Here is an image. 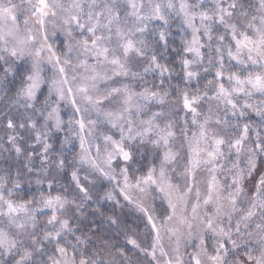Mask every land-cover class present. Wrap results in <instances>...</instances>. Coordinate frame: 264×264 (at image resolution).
I'll return each instance as SVG.
<instances>
[{
	"label": "snow or ice",
	"instance_id": "1",
	"mask_svg": "<svg viewBox=\"0 0 264 264\" xmlns=\"http://www.w3.org/2000/svg\"><path fill=\"white\" fill-rule=\"evenodd\" d=\"M205 0H197V3H189L188 0H179L177 8L173 0H21V4L12 3L11 0H0V42H3V47L0 52L7 54V57H12L17 60L30 58V65L27 67L21 80L24 86L16 92L14 103L19 104L23 101L24 106L28 108L34 107V101L37 99V92L41 85L45 83L43 71L45 63L51 65V70L54 72V77L51 80L49 96L55 92L59 101L69 102L74 110L73 117L79 114V119L72 118L69 120V126H78V135L80 139V148L82 154L80 160L89 163L97 171L101 172L105 177L115 179L109 172L104 171L97 163L96 159L92 158L88 153L90 147H85L88 143L85 133L88 136L93 135L96 120L85 117L89 111H94L98 116H102L105 120L112 124L113 127H119L121 132V140L114 141L111 136L104 135L102 139L105 144V159L110 166L116 155L122 156L125 162L132 160V152L125 150L123 142L125 140H135L140 138L142 141L149 138L151 134H155L158 138L152 141L153 144L163 146L167 149L169 142L176 135L172 131V123H166L165 128H160L155 123L157 118L163 116V113L156 112L147 120H141L140 125L142 130L135 131L133 115L139 117L143 115V105L140 101L157 100L163 103L167 92L161 94L157 91H151L145 88L142 92H134L127 84H122L117 87L101 88V83L112 80L113 77L132 75L138 76L139 73H131L128 67L129 54L134 53L136 56L143 58L149 45L144 39H134V37H143L147 31L149 22L159 21L164 26L169 24V14L175 12L177 16L183 18V24L192 29V39L184 42V51L194 53L195 60L183 59L181 61L185 78L191 79L196 77V72L188 70L193 64H202L203 54L201 49L205 47L200 43V35L207 37L208 49L211 53L208 64L213 65L215 58L216 70L214 77L216 79V92L214 97L218 101H223L225 106H230L233 116L239 115L244 117L247 110L254 111L261 117V126L264 127V99L253 104L249 101L253 97H264V0H256L255 3L251 0H229L227 7L224 6V0H213V9L196 11L200 8ZM27 3L29 5L30 16H25L23 23L28 25L31 18L35 19V23L39 25V35L34 33L31 28L25 29V35L21 36L20 24L18 22V10L21 5ZM200 20V25L197 27L194 21ZM50 24L53 32L56 35L58 32H63L67 38L66 50L63 52V58L58 54L57 50L48 43L49 34L46 26ZM223 27L227 36H230L232 44L227 46L224 42L226 35H216L215 39L218 45L213 47L215 28ZM243 29V30H241ZM74 33L79 34L77 38ZM251 33V35L249 34ZM157 37L156 43L163 42L167 44L168 32L164 27H161L154 33ZM39 40V47L34 50H27L29 45H34ZM11 44V46H9ZM77 53L78 63L73 65L70 58L73 53ZM46 53V55H45ZM225 54L229 61H234V64H229V69L235 68V71L229 70L225 77ZM84 59H79V56ZM88 59H92L94 63L88 64ZM0 60L5 64L8 60L5 56L0 55ZM149 67H145L143 71L146 73L150 70H159L161 75L168 72L166 66L158 63L157 56L152 55L148 60ZM109 66L110 70H109ZM71 67L84 68L90 72V75L81 77L79 83L77 77H71V81L67 75V69ZM103 69V71L98 70ZM5 77L10 69L2 68ZM208 72V68L203 69ZM110 71V74H109ZM227 80L230 87L226 88L225 84L220 82ZM209 85L213 82L209 81ZM163 80H161V85ZM79 96L80 103L77 97ZM183 106L190 109L193 114L192 123L197 125L198 132H193L189 137L187 129H182L181 134L188 141V153L186 157L185 167L183 172L178 174L186 180V186L181 190V185L173 184L169 174V165L174 164L178 158V153H174L171 149L164 152L163 158L158 170L155 166L149 168L145 176L138 177L135 184H130L128 180V168H122L121 172L124 176V188L121 189L125 193L124 198L131 200L126 189L136 188L146 198L151 195L152 191H158L163 194V198L167 200L170 214L164 219V223L160 228H163L168 221H172L177 217L179 210V223L186 226L187 239L193 237L194 228L199 229L195 239L199 240L197 250L190 254V264H264V236L260 238L259 255H252V250L248 247L251 241V232L242 231L251 227L249 221L252 217L260 212L264 217V176L261 177L257 184V192L252 198L251 206L237 220L235 227L232 226V219L237 209V199L242 193L240 180L242 177H235L233 184L236 185L234 191L229 192L227 197H223V185L217 179L216 173L224 170L223 161L227 160L225 152L222 151V146H227L229 153L235 149L239 154L244 141L248 137L251 129L250 124L243 125V133L234 140H227L224 136H220L215 130H210L207 126L210 122L209 117H205L203 123H199L197 116L199 113L193 107L200 99L207 97V92L200 95H193L189 99V94L184 92ZM243 97L242 103H238L237 99ZM119 99L121 105L119 110H106L105 104L111 103ZM135 101V102H134ZM47 100L45 103L47 104ZM83 104V107L80 106ZM47 119H55L56 128H60L63 121L60 119L59 110L53 107L48 113ZM121 121L123 123H121ZM226 123V121L216 120V124ZM8 128H14L15 125L11 119L7 122ZM23 128L24 125L20 124ZM31 127L35 128V124ZM234 127H238L234 126ZM125 128L127 133L125 134ZM255 148L249 149V173L255 168V156L257 151L264 153V139L261 138L260 132L256 131ZM45 140L47 137H44ZM41 139V133H37V140ZM9 140L14 141V137H9ZM114 145L113 151L107 150V145ZM203 145V146H201ZM50 145L45 143L44 153L48 152ZM97 158L101 155V147L95 145ZM21 150L16 148V152ZM31 155V154H30ZM64 165V161H60V166ZM201 166H205L210 174V179L207 181L206 193L203 195L199 188L195 190V201L191 203V216L185 215L188 211V204L195 186V173ZM235 166V165H234ZM31 171V169H28ZM175 172V168L171 169ZM72 177L77 181L79 191L87 196V189L79 185V180L76 172L72 173ZM3 183V178H0V185ZM40 183V181H37ZM14 187L18 188L19 184ZM231 187V186H230ZM12 195V191L8 190V196ZM110 196V194H109ZM227 202L229 208L225 209L224 202ZM41 203L44 207L53 208V215L46 221L47 225L59 224L60 228L54 232L46 231L43 237L37 239V220L33 214L36 210L32 208L33 201L25 200L20 203H15L11 199H7L2 191H0V217L7 221L6 227H0V256H11L14 259V264H32L34 254L43 253L44 244L41 241L56 242L55 252L59 253L63 259H56L49 256L43 264H104L102 257L99 254L97 259L86 257L83 252L73 253L68 255L66 247L58 243L62 232H71L69 221L67 219L59 220L56 216L57 210H62L64 205L71 203L60 196L42 198ZM215 206V212L209 214L204 212L201 216V208L208 205ZM57 206H59L57 208ZM77 205V210H79ZM140 211L145 213L147 223L146 227L150 232H154L152 243L151 256L156 259V249L159 246L161 255H167L161 245L160 228L157 227L155 219L148 214V209L142 204L138 205ZM224 218H227L228 224L223 225ZM111 219V218H110ZM116 223L115 220H111ZM255 228L260 232H264V223L256 224ZM213 233L215 242L212 244L213 251L210 253L205 246L204 235ZM233 234L237 235V239H232ZM172 235L176 236V252L175 260L168 259L165 264H183V260L179 255L181 236L179 229L172 231ZM79 237L77 241L79 242ZM187 239L185 244H187ZM212 239V237H210ZM129 243L140 246L135 240H129ZM230 244L231 247H226ZM27 245V246H26ZM75 247V246H73ZM241 247L247 249L245 252L246 259H229L230 255L235 256L236 251ZM147 252V249H143ZM19 259H15L16 256ZM77 255L80 256L77 262ZM123 256L124 253L120 252ZM157 264L159 262L157 261Z\"/></svg>",
	"mask_w": 264,
	"mask_h": 264
},
{
	"label": "rangeland",
	"instance_id": "2",
	"mask_svg": "<svg viewBox=\"0 0 264 264\" xmlns=\"http://www.w3.org/2000/svg\"><path fill=\"white\" fill-rule=\"evenodd\" d=\"M210 2L213 4V0H205V2ZM12 3L15 4H21V0H11ZM34 2V0H33ZM166 2V0H165ZM173 2L176 4L177 8L179 6V0H173ZM189 3H197V0H188ZM203 5V4H202ZM200 8L195 9L196 11H202V10H209L211 11L212 8L208 6L207 8L204 7V5ZM224 6L227 7L226 0H224ZM18 22L20 24V29H21V36L25 35V29L31 28L34 33L39 35V25L35 23V19L31 18L29 20V23L27 26L24 25L23 19L25 16H30V11H29V5L27 3H24L21 5L20 9L18 10ZM179 17L181 22L183 21V18L181 16H177L175 12L170 13L169 17ZM162 23L159 21H152L149 22L148 26V31L143 37L136 36L134 39H144L146 41V38L148 34L152 31V26L154 24ZM183 23V22H182ZM195 25L199 27L200 25V20L197 17V19L194 21ZM185 25V24H184ZM185 27L190 31V38L188 41L192 39V29L189 28L187 25ZM46 29L49 34V40L48 43L51 44L60 54L63 58V52L66 50V44L68 43L67 38L63 34V32H58L56 35H52L53 29L50 24L46 26ZM251 35V33H249ZM74 35L79 38L78 33H74ZM200 43L204 44L205 46L208 47V40L207 37L203 36L202 34L200 35ZM211 44L213 45V42L211 41ZM11 46V44L9 45ZM39 40L35 42L34 45H29L28 49L29 51L34 50L35 47H39ZM3 47V42H0V48ZM150 50V49H149ZM201 52L203 54V48L201 49ZM210 52V51H209ZM186 59L188 60H195V54L194 53H187ZM0 55H3L7 58L8 63L5 64L3 60H0V109L1 112L7 111L9 119L11 116H19L22 117V119L19 122V127L20 124H23L25 129H29L31 134L29 135L28 142L30 143V146H36L37 149L39 148L40 151L43 154V158L45 156L44 153V145L47 143L50 145V148L53 147L51 144H53L51 141L54 140V135L55 133L62 132L63 137L61 142H63L64 147H70L72 148L76 146L78 148V159H77V166L74 172H76L78 180H79V185L85 189H87V196L88 198H85L84 193L80 192V198L74 199L70 197H64L60 196L68 201H71V203H67L64 205V208L62 210H57L56 211V216L59 220H64L67 219L69 221V224L71 223L73 217L77 215L78 213L81 212V209H83V206L87 200L92 199V193L97 192L101 186H98V184H104L105 190L103 191V196L109 199H115L116 194H119L125 201H127L138 213L142 214L145 218L146 215L145 213L140 211V208L138 205L142 204L145 208L148 209V214L152 215L155 219V222L157 224V227L160 228L161 224L164 223V219L167 215L170 214L171 210L168 208V203L165 198H163V194L159 193L158 191H152L151 195L148 197H144L143 194L139 192V189L136 188H129L126 189L128 195L132 197L131 200H126L124 198L125 193L121 191L122 188H124V176L123 173L121 172L122 168L127 167L128 168V180L130 184H135L136 179L138 177H133L130 175V169L128 165H130V162L133 160L137 159V154L132 151V146L134 144H137V148L139 147V150L143 149L144 145L150 146L152 149L156 148L159 149L161 148L162 153L164 154L165 151L168 149H171L172 152L178 153V158L174 164L169 165V174L171 176V182L173 184H179L181 185V190L186 186V180L183 177L178 178V174L183 172V169L185 167L186 163V157L188 153V141L184 138L182 134L177 133V128L178 125L179 127L182 126L184 123H187L186 129L188 136L191 137L193 132H198V127L197 125H194L192 123L191 127L189 125V119L192 122L193 119V114L190 111V109H186L183 106V100L181 101L180 104H175L174 107L171 108V111L173 114L176 113V110L179 111H184L187 113V116L182 115L181 118H179V121H176L174 117L169 116L167 114H164V110L162 108V104L157 100H149V101H140V103L143 105V115L137 117L133 115V120H134V128L135 131H140L142 130V127L140 125L141 120H147L149 119L153 113L156 112H161L163 113V116L160 118H157L155 123L160 126V128H165L166 123L169 121L172 123V131L176 133L175 137L170 140L168 148L166 149L163 144L157 146L152 143V141L156 140L158 137L155 134H151L149 138L144 139L143 141L140 138H136L135 140H125L123 142V146L125 150H129L132 152V160L129 162H125L120 155H116L115 158L112 160L111 165L109 166L106 162L105 159V144L102 139V136L108 135L113 138L114 141H120L121 140V132L119 127H113L111 123H109L107 120H105L102 116H98L94 111H89V113L86 115L85 119H91V120H96L97 124L95 126V131L93 135L88 136L85 133L86 140L88 143L85 145V147H90V151L88 153H84L85 155H89L92 158L96 159L97 163L100 165L101 168L104 169V171L109 172L111 176H114L115 179H111L109 177H105L101 172L97 171L95 168H93L89 163L87 162H82L80 160V156L82 154L81 148H80V139L78 135H74V133L78 132V126L72 125L71 127L69 126V120L72 118L79 119V114H77L75 117H73V107L72 105L67 102V101H59L58 97L55 92L51 93V96H49V89H50V84L51 80L54 77V72L51 70V65H47L45 63L44 66V71H43V77L45 80V83H43L40 87V89L37 92V99L33 102L34 107L28 108L24 106L23 101L21 103L16 104L14 103L16 99V92L24 86V83H22V86L15 92L13 93L12 90H9V83L11 79L18 73L19 69L26 71L27 67L30 65V58H26L23 60H17L12 57H7V54L0 52ZM46 55V53H45ZM214 57L213 53H210ZM152 55H149V51H147L146 55L143 58H140L136 56L134 53L129 54V63L128 67L130 69L131 73H139L138 76L133 77L131 74L128 75L127 77L120 76V77H113L112 80L103 82L101 83V88H107V87H117L122 84H127L130 86L131 90L134 92H142L144 88V76L148 73L151 72H158V70H150L148 72H144L143 69L145 67H149L148 60L150 59ZM72 59V64L75 65L78 63L77 60V53H73L72 56L70 57ZM79 59H84V57L81 55L79 56ZM233 62V61H232ZM94 61L92 59H88V64L92 65ZM205 63H208V59L205 61L204 60V54H203V62L202 64H193L188 70L196 72L198 75L196 77L191 78L192 80H197L200 75L204 72V70L201 67L205 66ZM215 66V58H213V65L207 64L206 68L214 67ZM3 67H7L10 69L8 75L5 77L4 72L2 70ZM109 66V70H110ZM103 71V69H98ZM216 68H214L215 72ZM67 75L69 77V80L71 81L72 76L77 77V81L74 83H79L81 80V77L90 75L91 73L86 71L84 68H71L69 67L67 70ZM110 74V71H109ZM227 76V75H226ZM225 76V77H226ZM213 78V77H212ZM212 78H209L212 80ZM210 81V80H209ZM225 84V87L228 88L230 87L229 83L225 79L224 81H220ZM209 85L205 87V90H199L195 93L189 94V99L193 95H200L203 97V93L207 92V97H204L200 99L196 104L193 105L197 109V112L199 115L197 116V120L199 123H203L205 117L210 118V122L208 124V128L210 130H215L216 133L220 136H224L225 139L227 140H234L235 138H238L242 133V124L241 122H238V119L236 118L239 115L233 116L230 110V106H225L223 101H218L214 97V93L216 92L213 91L212 93L209 92L208 90ZM201 91V92H200ZM5 96L9 97L10 99H6ZM264 99V97L256 96L253 97L250 103L256 104L260 100ZM3 100V101H2ZM48 101L47 104L45 101ZM78 103H80L79 96L77 97ZM244 100L243 97H239L237 99L238 103H242ZM135 102V101H134ZM6 104V105H5ZM81 107H83V104H80ZM53 107L58 108L59 110V116L60 119L63 121V124L61 127L58 129L55 127L56 121L55 119H47L48 113L51 111ZM121 107L119 103V99L114 100L111 103H106L105 108L106 110H119ZM6 108V110H4ZM19 109L22 111H19ZM248 113H253L257 115L254 111L252 110H247L246 114ZM26 116V118H25ZM258 116V115H257ZM230 118H235L232 121H229ZM261 118V117H260ZM220 119L221 121H226V123L222 124H216V120ZM13 121V124L16 126L17 125V119H11ZM229 122V124H228ZM121 123H123L121 121ZM32 124H35V128L31 127ZM246 124L251 125V129L248 133L247 139L243 143V147L240 151L239 154L236 153L235 149H233L230 153L227 148V146H222V151L225 152V155L227 157L226 161H223L224 163V170L223 171H218L216 173L217 179L219 180L220 184H222L223 191L221 192V195L223 197H227L229 192L234 191L236 185L233 184V179L235 177H242L240 180V187L242 188V193L237 199V209L238 211L234 213L233 219L231 221L233 228L235 227V224L237 220H239L240 216L244 214L245 211L248 210V208L251 206L252 198L257 192V184L260 181L261 177L264 176V153H260L257 151L256 156H255V168L249 173V149L255 148V141L257 139L256 137V131L258 130L261 134V138L264 139V134L260 131L258 126L252 122H248ZM238 127H234L237 126ZM241 130V132H240ZM37 133H41V139L37 140ZM127 133V129L125 128V134ZM15 134H13L14 136ZM47 137L45 140L44 137ZM249 140L251 142H249ZM99 144L101 147V155L97 158V153L95 150V145ZM148 146V147H149ZM203 146V145H201ZM17 147L20 148V152H22L25 148L23 146L18 145ZM16 147V148H17ZM50 148L48 149V152H51ZM114 145H107V150L108 151H113ZM138 151V150H136ZM47 152V153H48ZM49 154V153H48ZM162 154V158H163ZM46 159V158H44ZM128 163V164H127ZM161 163V161H160ZM160 163L157 165H153L157 169V175H158V170L160 167ZM235 165V166H234ZM152 166V167H153ZM132 168V167H131ZM175 168V172H171V169ZM133 173L137 174V169L132 168ZM147 174V173H146ZM145 174V175H146ZM143 175V176H145ZM132 177V178H131ZM141 177V176H140ZM210 179V174L207 171V168L205 166H201L199 169H197L195 173V186L193 188V192L191 194V198L189 200L188 204V211L185 213L187 216H191V203L195 201V190L196 188H199L202 194V199L203 195L206 193V188H207V181ZM74 180V179H73ZM75 184L77 185V181L74 180ZM231 186V187H230ZM79 189V188H78ZM0 191H2L7 199L13 200L15 203H20L22 201L11 198L8 196V193L3 189L2 185H0ZM110 194V196H109ZM58 196V195H57ZM48 197H56L54 196H48ZM47 198V197H46ZM157 199L162 200L165 203V206L168 208V213L166 216L161 214L159 211L156 209V201ZM225 204V209L227 210L229 208V205L227 202H224ZM77 205H79V210H77ZM59 206H57L58 208ZM32 208L35 209L36 211L33 213L35 216H37L39 213L43 212H51V216L53 215V208L49 207H44L41 201L39 203H33ZM204 212H208L209 214H213L215 212V206L214 205H208L207 207L201 208V216H203ZM258 212V211H257ZM179 215L180 212L178 210L177 212V217L174 218L172 221H168L163 228H160V235H161V245L164 248V251L167 253V255H161L159 246L156 249V259L153 260L151 256V251H152V243H153V237L155 233L153 232V237H152V242L149 245V247H143L144 249H147V252L143 251V253L147 256L145 259L146 262L145 264H157V261L159 264H165V262L168 259L175 260L176 257V252L174 249L176 248V236L172 235V231L179 229V234L181 236V242H180V249H179V255L183 260V264H190V254L194 253L197 250V246L199 245V240L195 239L196 233L199 231V229L194 228L193 232V237L190 239H187V229L186 226L181 225L179 223ZM51 218V217H50ZM49 218V219H50ZM48 220V219H47ZM46 220V221H47ZM147 220V219H146ZM45 223L43 224V230L41 232V237L38 238L40 240L44 233L46 231H51L54 232L60 228V225L53 224V225H47ZM251 227L248 229H244L242 225V231L246 232H251V241L248 245V247L252 250V255H259V249H260V238L264 236V232H260L255 228L256 224V215L251 218L249 221ZM228 224L227 218H224L223 220V225L226 227ZM7 226V221L5 218L0 217V227H6ZM64 233V232H62ZM62 235V234H61ZM212 237V239H210ZM204 240H205V246L208 248V251L211 253L213 251L212 249V244L215 242L214 234L209 232L206 235H204ZM187 239V244H185V240ZM232 239H237V235L233 234ZM63 241V240H62ZM43 243V241H41ZM96 242V241H95ZM44 248H45V241H44ZM84 244L86 245V242L84 241ZM27 246V245H26ZM61 246H64L63 244ZM97 247V246H96ZM226 247H231L230 244H226ZM89 248L82 247V251L85 254H87ZM140 249V248H139ZM68 250V249H67ZM143 250V249H142ZM247 249L244 247H241L238 251H236L235 256H233V259H246L245 257V252ZM73 253L68 250V255L71 256ZM102 257L109 262V264H116L120 258V253H110V248L109 247H103V253ZM232 256V255H231ZM11 256H0V264H2L3 259L10 258ZM15 258L19 259V256L17 255ZM56 259H63V257L58 253V256L55 257ZM231 259V258H229ZM79 260H77L78 262ZM119 263V262H118Z\"/></svg>",
	"mask_w": 264,
	"mask_h": 264
},
{
	"label": "trees",
	"instance_id": "3",
	"mask_svg": "<svg viewBox=\"0 0 264 264\" xmlns=\"http://www.w3.org/2000/svg\"><path fill=\"white\" fill-rule=\"evenodd\" d=\"M228 2L229 0H226V4ZM251 2L255 3L256 0H251ZM203 5L205 8L210 6L213 9V4L208 1L204 2ZM161 27H164L168 32L166 45L163 42L156 43L157 37L154 33ZM151 30L146 38L150 49L149 55H156L158 63L166 66L169 71L163 75H161L159 70L158 72L146 74L143 77L144 88L160 92L161 94L167 92L168 95L164 97V104H162L164 114L172 116L176 121H179L182 115L188 117L187 113L176 110V113L173 114L171 108L175 104L181 105V101L183 100L182 94L184 92L191 94L199 90H205V87L209 85V80L213 82L212 85H209V92L215 91L214 85L216 79L214 77V68L216 66L210 67L207 73L203 72L195 81L186 79L181 61L186 59L188 55L184 51V42L189 40L190 31L181 22L180 18L176 16L169 18L167 26L158 23L154 24ZM216 35L227 36L222 26L215 28L212 40L213 47L218 45V41L215 39ZM232 43L230 36H227L224 45L227 46ZM210 53L208 47L205 46L203 48L205 61L209 59ZM224 63L225 76L228 75L229 70H236L235 68L229 69V64H234L235 62L229 61L226 54ZM207 64L205 63V66L201 68H206ZM24 73L23 68L19 69L18 73L11 79L8 89L12 90L13 93L22 86L21 77ZM209 78H212V80ZM161 80H163L162 85ZM5 98L10 99L7 96ZM19 111L22 114L20 109ZM22 115L24 118V114ZM14 118L17 119V125L14 128H8V113L7 111L1 112L0 109V178H3V189L7 193L8 190L12 191L11 198L20 201L32 200L33 203H39L42 201V198L54 195L74 199L80 198V191L72 177V173L77 166L78 148L76 146L73 148L72 146L64 147L63 142H61L63 133L58 132L55 133L54 140L51 141L53 143L51 144L53 147L50 148L51 152H48L49 154L46 153V156H44L46 159H44L40 149H37L36 146H30L28 142L27 138L31 134L30 130L19 127L22 117L12 115L10 119ZM236 118L238 122L243 123L242 129L244 124L254 122L264 134V127L261 126V118L259 116L248 113L244 117L237 116ZM234 119L230 118L229 121ZM187 124L188 122L180 127L178 125L177 133L181 134L182 129H185ZM189 125L190 127L192 125L190 119ZM13 134L15 135L13 136ZM10 136L14 137L15 140H9ZM249 142L251 141L249 140ZM18 145L23 146L25 149L17 153L16 147ZM143 146L144 148L141 150H139V147L137 148V144L132 146V151L137 154V159L131 161L130 165H128L132 177L133 175L135 177L145 175L149 168L159 164L162 160L163 153L161 148L152 149L149 145L148 147L144 144ZM61 160L64 161L62 167L60 166ZM131 167L133 170H138L137 174L133 173ZM29 168L31 171L28 170ZM37 181H40V183H37ZM17 183L19 184L18 188L14 187ZM98 186L101 187L97 192L92 193L93 198L87 200L81 212L73 217L69 224L72 231L62 233L58 243L60 245L63 244L72 253L83 252L82 247L89 248L85 256L92 259H97V256L93 255L94 253L102 257L103 247H109L110 253H124L123 256L120 255L119 263L117 262L116 264H145L147 256L143 253L142 249H144L143 247H149L153 237V232H150L146 227V218L138 213L119 194H116L115 199L106 198L103 196V191L105 190L104 184H98ZM156 208L164 216L168 213V208L160 199L156 201ZM50 217L51 212L39 213L36 216L37 239L41 237L43 224ZM111 220H115L116 223H112ZM256 223H264V217L260 215L259 211L256 214ZM77 237L80 238L79 242L77 241ZM129 240H135L140 249L129 243ZM55 247L56 242L45 241L43 253L34 254L32 264H43L49 256L57 257L58 253L54 251ZM76 258L79 260L80 256L77 255ZM229 258L233 259V256L230 255ZM102 259L104 264H109L105 258L102 257ZM1 263L14 264V259L12 257L3 259Z\"/></svg>",
	"mask_w": 264,
	"mask_h": 264
}]
</instances>
